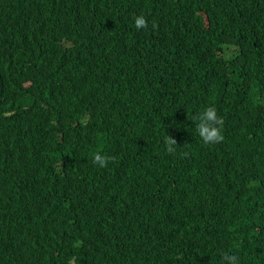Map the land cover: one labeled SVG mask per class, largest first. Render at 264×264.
I'll use <instances>...</instances> for the list:
<instances>
[{
	"label": "trees",
	"instance_id": "16d2710c",
	"mask_svg": "<svg viewBox=\"0 0 264 264\" xmlns=\"http://www.w3.org/2000/svg\"><path fill=\"white\" fill-rule=\"evenodd\" d=\"M225 252L264 264V0H0V264Z\"/></svg>",
	"mask_w": 264,
	"mask_h": 264
},
{
	"label": "clouds",
	"instance_id": "9594fccd",
	"mask_svg": "<svg viewBox=\"0 0 264 264\" xmlns=\"http://www.w3.org/2000/svg\"><path fill=\"white\" fill-rule=\"evenodd\" d=\"M134 25L137 29L147 28L148 22L143 15H140L135 17ZM152 28L156 29L157 25L153 23ZM192 121L196 133L205 145L216 144L224 139L222 135L224 120L217 115L215 107L204 108L203 111L192 117ZM164 143L169 154H175L179 148L176 139L169 135H166ZM184 155L187 156V152ZM115 160L116 157L107 156L100 152L94 153L92 156L93 165L99 168H106L110 162H115ZM219 264H240V257L234 253L225 252L221 255Z\"/></svg>",
	"mask_w": 264,
	"mask_h": 264
}]
</instances>
